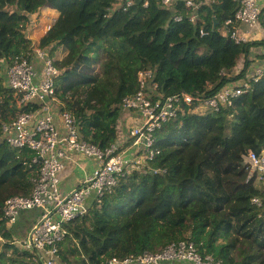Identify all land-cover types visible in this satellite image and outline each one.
I'll return each instance as SVG.
<instances>
[{
	"label": "trees",
	"instance_id": "1",
	"mask_svg": "<svg viewBox=\"0 0 264 264\" xmlns=\"http://www.w3.org/2000/svg\"><path fill=\"white\" fill-rule=\"evenodd\" d=\"M144 4L136 0L126 12L108 16L114 0H0V264H42L1 220L5 201L30 196L40 174L35 153L2 139L3 124L40 108L21 105V95L8 87L7 70L16 59H32L36 48L51 56L66 48L57 63L58 105L75 116L87 142L105 150L119 138L122 101L138 91L140 71L152 70L166 96L209 99L245 78L252 50L264 47V40L236 45L218 33L217 25L237 11L234 0L203 8L198 25L175 23L159 0ZM43 9L58 18L35 44L29 35ZM198 106L156 131L158 154L149 168L120 176L66 226L65 264H103L179 242H193L217 263L264 264V208L252 204L264 197V186L244 163L249 151L264 153V75L232 107L193 112Z\"/></svg>",
	"mask_w": 264,
	"mask_h": 264
},
{
	"label": "built area",
	"instance_id": "2",
	"mask_svg": "<svg viewBox=\"0 0 264 264\" xmlns=\"http://www.w3.org/2000/svg\"><path fill=\"white\" fill-rule=\"evenodd\" d=\"M136 0H114L108 16L115 11L126 12ZM162 8L170 10L175 23L187 20L193 25L201 21V10L213 8L219 0H159ZM238 5L234 16L217 25L218 33L231 39L236 45L264 40V24L261 12L264 0H234ZM149 6L145 0L144 7ZM49 25L47 32L51 29ZM32 32V31H31ZM207 32L202 28L200 37ZM30 36V35H29ZM35 58L40 61L38 69ZM58 51L53 56L43 49L36 48L32 59H16L7 70L8 87L21 95V105H39L31 113H22L11 122L3 124L2 139L16 150L29 149L35 153L33 164L40 165V174L30 196H14L7 199L2 209L1 220L6 221V229L14 231L21 216L38 211L34 223L25 237L17 239L22 249L37 254L42 264H65L61 256V245L67 238L66 226L87 212L89 201L101 198L106 191L114 188L118 178L134 169H146L155 160L156 131L164 124L185 114L186 108L194 104L207 111H220L232 107L234 101L252 90L264 75L262 68L245 78L222 88L213 97L205 99L188 93L166 96L160 91L152 70L138 73V91L122 101V109L134 114L128 139L119 137L105 150L87 142L80 125L71 113L61 111L57 101V80L61 75L57 63L62 59ZM131 146L124 145L131 142ZM80 156L96 161V168L82 184L70 193L61 189V174L66 163ZM249 166L250 178L264 186V153L257 155L249 151L244 156ZM252 204L264 208V197H255ZM5 231L0 230V242L4 241ZM184 262L187 264H221L211 256L198 253L193 242H179L168 246L160 253H144L125 259L112 258L103 264H161L164 262Z\"/></svg>",
	"mask_w": 264,
	"mask_h": 264
},
{
	"label": "crops",
	"instance_id": "3",
	"mask_svg": "<svg viewBox=\"0 0 264 264\" xmlns=\"http://www.w3.org/2000/svg\"><path fill=\"white\" fill-rule=\"evenodd\" d=\"M56 13L57 12L55 10H51V9H43L41 11L40 16L37 18L36 21L38 27H40L41 29L43 27V34L38 39V41L35 40L34 42L38 43L40 39L47 33L48 26L53 25V23L58 18V13L57 15ZM43 14L47 16L44 17ZM30 39L33 40L34 38H32L30 35ZM58 53L62 54L60 51H58ZM66 54L67 53H63L62 57H65ZM250 60L252 61V64L249 67V72L251 71V74H253L257 69L262 68V64L264 63V47L254 48L251 52ZM35 64L37 65L38 69L41 67L40 61L37 60L36 58H35ZM241 68H243V62ZM130 124L131 122L125 120V122L122 123V125H120L119 137L123 138L124 132L127 131ZM95 168H96L95 160L86 159L80 156H77L73 160L67 162L65 170L60 176L62 192L65 194L72 192L76 187H78L80 184L83 183L86 177L91 175V173L95 170ZM38 214H39L38 211L29 212L27 218L25 219L32 226ZM27 233L28 232H24L23 234L26 236ZM24 235H22V237H25ZM161 264H187V263L175 261V262H164Z\"/></svg>",
	"mask_w": 264,
	"mask_h": 264
},
{
	"label": "rangeland",
	"instance_id": "4",
	"mask_svg": "<svg viewBox=\"0 0 264 264\" xmlns=\"http://www.w3.org/2000/svg\"><path fill=\"white\" fill-rule=\"evenodd\" d=\"M47 14V13H46ZM56 15H57V13H56ZM43 16L45 17V16H47V15H44L43 14ZM34 21H35V24H34V26H33V28L31 29V37L32 38H34L33 39V42L36 40V41H38V39L42 36V34H43V27H42V29L40 28V27H38V25H37V17H35L34 19H33ZM37 25V26H36ZM35 44H36V42H34ZM58 51H60L62 54H59V56L60 57H62L63 56V53H67V50H66V48L65 47H61ZM64 58V57H63ZM241 65H242V61H241V63H240V65L238 66V68H237V72L240 70V69H242L241 68ZM57 98V97H56ZM207 111V109L205 108V107H203V108H201L200 110H199V112L200 113H202V112H206ZM131 119H134V114L133 113H131V112H129V111H125V110H123V113H122V120L124 121V120H131ZM133 129V127H131V124L129 125V127H128V129H127V131H125L124 132V136H123V138L126 140V139H128V136H130V133H131V130ZM27 215H28V213H25V214H23L22 216H21V220H20V223L16 226V229L13 231L14 232V234H15V236L17 237V239H21L22 238V235H24L23 233L24 232H28L29 230H30V227H31V224H29L27 221H26V219L25 218H27ZM25 236V235H24Z\"/></svg>",
	"mask_w": 264,
	"mask_h": 264
},
{
	"label": "water",
	"instance_id": "5",
	"mask_svg": "<svg viewBox=\"0 0 264 264\" xmlns=\"http://www.w3.org/2000/svg\"><path fill=\"white\" fill-rule=\"evenodd\" d=\"M216 25H217V21H216ZM216 25H215V26H216Z\"/></svg>",
	"mask_w": 264,
	"mask_h": 264
},
{
	"label": "clouds",
	"instance_id": "6",
	"mask_svg": "<svg viewBox=\"0 0 264 264\" xmlns=\"http://www.w3.org/2000/svg\"><path fill=\"white\" fill-rule=\"evenodd\" d=\"M59 49H60V48H59ZM59 49H58V50H59Z\"/></svg>",
	"mask_w": 264,
	"mask_h": 264
}]
</instances>
